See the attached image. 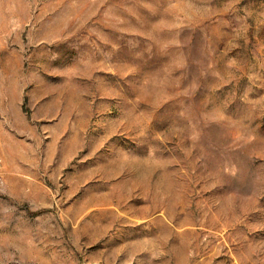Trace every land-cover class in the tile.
I'll return each instance as SVG.
<instances>
[{"label": "rangeland", "instance_id": "obj_1", "mask_svg": "<svg viewBox=\"0 0 264 264\" xmlns=\"http://www.w3.org/2000/svg\"><path fill=\"white\" fill-rule=\"evenodd\" d=\"M0 264H264V0H0Z\"/></svg>", "mask_w": 264, "mask_h": 264}, {"label": "built area", "instance_id": "obj_2", "mask_svg": "<svg viewBox=\"0 0 264 264\" xmlns=\"http://www.w3.org/2000/svg\"><path fill=\"white\" fill-rule=\"evenodd\" d=\"M3 183V166H2V162L0 160V184Z\"/></svg>", "mask_w": 264, "mask_h": 264}]
</instances>
